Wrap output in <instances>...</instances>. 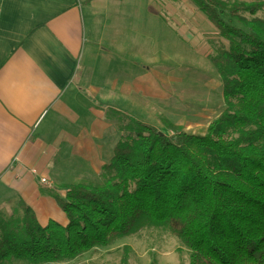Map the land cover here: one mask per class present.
I'll list each match as a JSON object with an SVG mask.
<instances>
[{
	"label": "crops",
	"instance_id": "crops-1",
	"mask_svg": "<svg viewBox=\"0 0 264 264\" xmlns=\"http://www.w3.org/2000/svg\"><path fill=\"white\" fill-rule=\"evenodd\" d=\"M204 19L190 0H0V216L23 201L66 226L52 193L98 179L124 135L108 113L165 116Z\"/></svg>",
	"mask_w": 264,
	"mask_h": 264
},
{
	"label": "trees",
	"instance_id": "trees-1",
	"mask_svg": "<svg viewBox=\"0 0 264 264\" xmlns=\"http://www.w3.org/2000/svg\"><path fill=\"white\" fill-rule=\"evenodd\" d=\"M190 1L228 42L209 57L221 114L204 135L166 120L170 135L117 119L124 135L100 182L69 186L64 198L52 193L66 226L42 227L23 201L21 217L0 216V264L72 261L144 227L176 238L189 264H264V19L253 17L264 2Z\"/></svg>",
	"mask_w": 264,
	"mask_h": 264
},
{
	"label": "rangeland",
	"instance_id": "rangeland-1",
	"mask_svg": "<svg viewBox=\"0 0 264 264\" xmlns=\"http://www.w3.org/2000/svg\"><path fill=\"white\" fill-rule=\"evenodd\" d=\"M228 2H264V0H224ZM200 12V11H199ZM200 15H203L200 12ZM248 19L258 17L264 19V9L256 13L253 17L245 15ZM195 14H190V20H196ZM205 23L212 25L204 15ZM225 20H229V15H224ZM233 24L239 26L236 21ZM213 26V25H212ZM205 28V59L196 62L185 61L179 63V67L174 69V74L181 76L182 85L178 82L174 85L173 101L167 104L163 110L165 116L153 114L149 121H154V126L160 131L170 135L164 127L163 120L175 125H180L191 134L204 135L208 125L214 121L222 112L225 105L222 98V86L220 79L215 72L209 57L214 56L220 45L227 48L228 42L222 39L219 34L214 35L216 30ZM210 32V34H209ZM212 37V38H208ZM214 37V38H213ZM184 49V46L181 47ZM183 57L185 54H182ZM192 55V54H191ZM152 112V111H151ZM108 113V118L124 124V115H113ZM126 119H128L125 116ZM149 125V124H148ZM152 126V125H151ZM128 134H125V136ZM83 181H74L72 184H79ZM100 179H94L89 183H98ZM72 186V185H71ZM1 215L4 220L21 217L19 207L7 208ZM127 257L128 264H189L190 251L184 248L180 242L171 236L167 231L160 228L144 227L137 233L121 238L105 248H94L80 257L63 263L56 264H122L121 261ZM13 264H25L14 262Z\"/></svg>",
	"mask_w": 264,
	"mask_h": 264
},
{
	"label": "built area",
	"instance_id": "built-area-1",
	"mask_svg": "<svg viewBox=\"0 0 264 264\" xmlns=\"http://www.w3.org/2000/svg\"><path fill=\"white\" fill-rule=\"evenodd\" d=\"M32 172H34V171H32ZM41 182H42L43 184H46V185H48V182H46V180H45V179H41Z\"/></svg>",
	"mask_w": 264,
	"mask_h": 264
}]
</instances>
